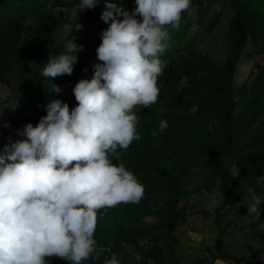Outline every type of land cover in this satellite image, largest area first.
<instances>
[{
    "label": "trees",
    "instance_id": "trees-1",
    "mask_svg": "<svg viewBox=\"0 0 264 264\" xmlns=\"http://www.w3.org/2000/svg\"><path fill=\"white\" fill-rule=\"evenodd\" d=\"M9 0H0V9ZM20 11L8 17H0V83L14 85L36 116L15 118L8 127L0 128V149L5 143L21 139L17 130L31 122L34 126L45 115L48 99H61L70 107L75 106L68 94L85 73L94 54L91 48L75 53L78 61L71 75L52 78L62 92L49 90L51 80L41 75L43 65L52 55L63 51L67 40L58 43L57 31L67 21L57 16L58 9L78 7L79 0H20ZM129 10L133 0H120ZM228 4L234 18L228 27L229 53L223 64L201 53L191 42L181 47L186 31L192 24L193 8L199 23L204 25L206 4ZM104 4L87 9L89 22L101 21L99 29L107 28L100 18ZM222 14L211 16L206 25L215 31ZM31 17L33 24L25 27ZM80 20V19H79ZM75 21V26L79 22ZM187 22V23H186ZM169 37L167 49L161 59L167 63L157 78L160 89L157 102L144 107L135 115L141 137L133 140L127 149L118 148L113 154L134 173L144 186V197L138 204L121 203L112 208L97 210L94 233L95 259L82 264H105L115 254L119 264H129L127 246L135 247L142 256L140 264H181L175 257L178 239L176 231L188 222V204L196 193H219L222 206L216 211V256L218 260L236 264L247 260L230 254L225 247L227 221L230 214H245L244 205L249 201L246 189L252 185L258 191V177L264 176V65L256 64L250 77L241 87L236 86L237 67L242 59L264 58V0H190V6L181 13L178 28L165 26ZM72 37L76 38L73 33ZM182 77L187 84L182 86ZM195 114L191 113L193 106ZM168 128L159 130L161 120ZM157 132V135H153ZM237 163L241 175L235 180L228 166ZM197 171V172H195ZM201 177L194 190L190 184ZM187 205L182 207V203ZM206 218L208 213H203ZM264 222L251 223L257 229ZM264 240V237H263ZM253 260L247 264H264V249L249 246ZM45 264H68L58 257H46Z\"/></svg>",
    "mask_w": 264,
    "mask_h": 264
},
{
    "label": "clouds",
    "instance_id": "clouds-1",
    "mask_svg": "<svg viewBox=\"0 0 264 264\" xmlns=\"http://www.w3.org/2000/svg\"><path fill=\"white\" fill-rule=\"evenodd\" d=\"M133 2L129 10L120 0H79L81 12L103 3L100 18L108 25L96 48L99 62L92 64L93 74L73 86L75 106L48 99L38 123L18 129L21 139L0 149V264H45L46 257L68 264L95 259L97 210L138 204L144 197V186L113 154L141 139L133 109L157 102V78L167 67L161 59L168 46L165 26L179 27L190 0ZM31 24V17L24 21L25 27ZM82 27L77 22L74 29ZM80 51L71 37L62 52L44 63L41 75L51 83L71 75ZM82 71L87 73V67ZM180 83L185 86L187 77ZM49 90L62 92L54 83ZM197 110L194 105L191 113ZM167 128L162 119L159 130ZM228 172L236 180L241 168L232 163ZM256 184L264 185V176ZM246 191V215L261 221L264 191L252 185ZM105 264L119 260L113 254Z\"/></svg>",
    "mask_w": 264,
    "mask_h": 264
},
{
    "label": "rangeland",
    "instance_id": "rangeland-1",
    "mask_svg": "<svg viewBox=\"0 0 264 264\" xmlns=\"http://www.w3.org/2000/svg\"><path fill=\"white\" fill-rule=\"evenodd\" d=\"M207 14L204 15V23L207 24L211 16L219 13L222 14L221 21L215 31L209 32L206 25L199 23V17L195 9H191L192 24L186 31L185 40L181 47L189 43H193L195 48L213 60L223 64L229 53L230 42L228 39V27L234 18L233 11L228 4L211 3L207 4ZM20 0H9L3 9H0V17H8L20 11ZM81 8L71 10L58 9L56 14L58 17L67 21L60 30L57 31L56 40L62 43L65 40H70L73 33L76 34L74 42L82 48H91L94 52L92 59L88 64V71L82 75V78H90L93 74L92 64L99 62L96 57V48L101 43V32L99 29L101 21L96 19L93 22L87 21L88 10L81 12ZM80 19V20H79ZM81 21L83 26L81 29H74L73 23ZM187 23V22H186ZM108 26V25H107ZM106 29V28H105ZM256 64L264 65L263 57L243 58L240 65L237 67L236 86L241 87L248 81L250 73L255 68ZM81 78V79H82ZM2 90L0 94V128H5V124L15 119L25 116H36L31 105L25 101V98L15 90L14 85H3L0 83ZM71 102H75L73 92L68 94ZM143 110L142 106H136L133 113ZM71 167V165H70ZM197 172V171H195ZM203 182L201 177H197L194 183L190 184V190H194L198 183ZM250 202V200L244 205ZM187 203L183 202L182 207ZM189 208L188 222L180 227L175 237L178 243L175 247V257L179 258L181 264H212V257L216 256V240L218 230L216 227V211L222 206V199L219 193H196L187 205ZM203 213H208L206 218ZM252 220L245 214H230L228 217V227L225 236V247L227 251L239 258H244L249 261L253 260L249 246L254 249H264V225H260L257 229L251 227ZM127 259L129 264H140L142 259L139 251L133 246H127ZM264 260V256L261 257ZM215 264H236L230 261L218 260Z\"/></svg>",
    "mask_w": 264,
    "mask_h": 264
},
{
    "label": "built area",
    "instance_id": "built-area-1",
    "mask_svg": "<svg viewBox=\"0 0 264 264\" xmlns=\"http://www.w3.org/2000/svg\"><path fill=\"white\" fill-rule=\"evenodd\" d=\"M1 92H2V90H1V88H0V94H1Z\"/></svg>",
    "mask_w": 264,
    "mask_h": 264
}]
</instances>
